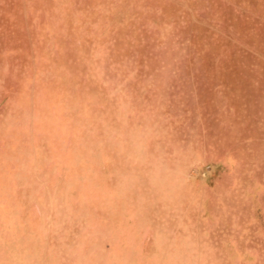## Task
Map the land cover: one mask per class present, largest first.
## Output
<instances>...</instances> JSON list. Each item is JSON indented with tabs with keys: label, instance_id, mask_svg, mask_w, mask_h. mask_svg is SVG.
<instances>
[{
	"label": "rangeland",
	"instance_id": "rangeland-1",
	"mask_svg": "<svg viewBox=\"0 0 264 264\" xmlns=\"http://www.w3.org/2000/svg\"><path fill=\"white\" fill-rule=\"evenodd\" d=\"M0 264H264V0H0Z\"/></svg>",
	"mask_w": 264,
	"mask_h": 264
}]
</instances>
